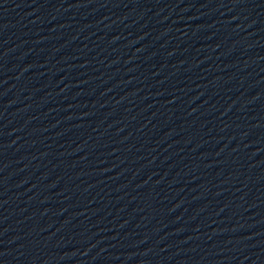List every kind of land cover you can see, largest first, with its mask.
<instances>
[{"label":"water","instance_id":"obj_1","mask_svg":"<svg viewBox=\"0 0 264 264\" xmlns=\"http://www.w3.org/2000/svg\"><path fill=\"white\" fill-rule=\"evenodd\" d=\"M226 264H264V38L258 58L241 186Z\"/></svg>","mask_w":264,"mask_h":264}]
</instances>
